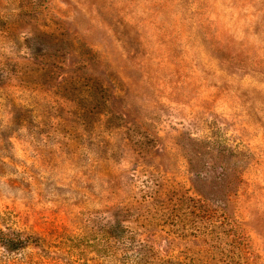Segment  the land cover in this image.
Instances as JSON below:
<instances>
[{"label": "rangeland", "instance_id": "obj_1", "mask_svg": "<svg viewBox=\"0 0 264 264\" xmlns=\"http://www.w3.org/2000/svg\"><path fill=\"white\" fill-rule=\"evenodd\" d=\"M0 231V264H264V0H0Z\"/></svg>", "mask_w": 264, "mask_h": 264}, {"label": "trees", "instance_id": "obj_2", "mask_svg": "<svg viewBox=\"0 0 264 264\" xmlns=\"http://www.w3.org/2000/svg\"><path fill=\"white\" fill-rule=\"evenodd\" d=\"M1 232V231H0ZM2 242L7 244H11L12 248H22L24 247L28 242L29 238H21L19 235H15L16 237H12L14 234H9V237H5V235L1 232Z\"/></svg>", "mask_w": 264, "mask_h": 264}]
</instances>
